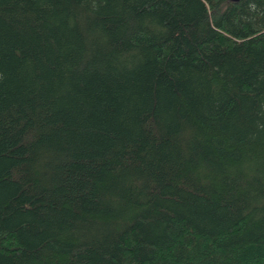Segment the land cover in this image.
I'll return each mask as SVG.
<instances>
[{
  "label": "trees",
  "instance_id": "trees-1",
  "mask_svg": "<svg viewBox=\"0 0 264 264\" xmlns=\"http://www.w3.org/2000/svg\"><path fill=\"white\" fill-rule=\"evenodd\" d=\"M0 264H264V0H0Z\"/></svg>",
  "mask_w": 264,
  "mask_h": 264
},
{
  "label": "water",
  "instance_id": "water-1",
  "mask_svg": "<svg viewBox=\"0 0 264 264\" xmlns=\"http://www.w3.org/2000/svg\"><path fill=\"white\" fill-rule=\"evenodd\" d=\"M230 1H237V0H230Z\"/></svg>",
  "mask_w": 264,
  "mask_h": 264
}]
</instances>
